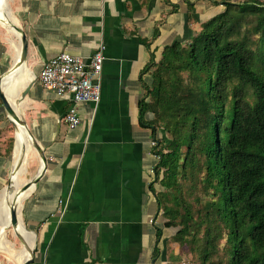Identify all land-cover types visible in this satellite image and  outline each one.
Here are the masks:
<instances>
[{
	"label": "crops",
	"instance_id": "0c3cea01",
	"mask_svg": "<svg viewBox=\"0 0 264 264\" xmlns=\"http://www.w3.org/2000/svg\"><path fill=\"white\" fill-rule=\"evenodd\" d=\"M188 1L194 2L190 10L183 0H6V11L1 0V90L13 100L9 104L45 162L40 175L41 158L37 152L35 158L30 142L25 184L40 177L26 191L5 197L14 195L7 207L0 206V226L11 224L14 214L16 222L8 237L15 245L20 242L27 260L32 250L30 264L176 262L174 234L172 228L163 227L157 205L162 187L154 182L158 159L152 153L153 137L139 124L142 83L150 85L151 75L140 74L151 53L158 61L164 47L187 42L200 23L221 11L212 15L209 10L206 15L208 1ZM17 30L27 42L21 64ZM154 30L158 36L151 40ZM63 51L85 61L95 52L104 57L95 80L100 99L76 106L79 125L74 129L64 121L69 99L45 90L38 80L43 65ZM14 68L28 75L4 80ZM4 114L0 98V125L5 123ZM151 117L145 113V120ZM5 135L1 133L0 139V191L6 188L2 185L8 182L10 168L17 170L15 181L22 164L18 140L11 158ZM156 136L160 138L159 131ZM4 246L0 251L15 257Z\"/></svg>",
	"mask_w": 264,
	"mask_h": 264
},
{
	"label": "trees",
	"instance_id": "16d2710c",
	"mask_svg": "<svg viewBox=\"0 0 264 264\" xmlns=\"http://www.w3.org/2000/svg\"><path fill=\"white\" fill-rule=\"evenodd\" d=\"M206 1L221 11L158 61L150 54L139 124L156 142L157 205L173 242L194 264H264V0Z\"/></svg>",
	"mask_w": 264,
	"mask_h": 264
},
{
	"label": "built area",
	"instance_id": "2783aa9c",
	"mask_svg": "<svg viewBox=\"0 0 264 264\" xmlns=\"http://www.w3.org/2000/svg\"><path fill=\"white\" fill-rule=\"evenodd\" d=\"M103 61L104 57L99 52H95L85 61L63 51L48 60L38 74V80L45 90L69 99L71 106L64 116V121L70 129L79 125L76 106L87 102L97 103L100 99V86L95 80ZM155 144L152 140L151 147Z\"/></svg>",
	"mask_w": 264,
	"mask_h": 264
},
{
	"label": "bare ground",
	"instance_id": "6f19581e",
	"mask_svg": "<svg viewBox=\"0 0 264 264\" xmlns=\"http://www.w3.org/2000/svg\"><path fill=\"white\" fill-rule=\"evenodd\" d=\"M1 2V0H0ZM2 5H3V8L4 10H6V0H2ZM8 8V7H7ZM7 11V10H6ZM10 14V13H9ZM10 17V16H9ZM13 18V17H12ZM19 50V49H18ZM28 75V72L26 71L25 73H22V69H19V68H14L11 72H9L6 77L4 78V80H7L9 78H12V76L14 75L15 77V80L16 78L18 77V75ZM19 80V79H18ZM1 87L2 86V83H1ZM5 94H6V91H5ZM6 96V95H5ZM6 99L8 100V102L12 105L14 104L13 103V100L11 99V97L8 95L6 97ZM17 113V112H16ZM17 115L19 116V114L17 113ZM8 119L9 121L12 123V125L14 126V132H15V135H16V139L14 138V146H13V150H12V157H14L15 154V147L17 146V140L19 142V145H20V156L18 157V159L20 161H22V168L20 167V170H19V174H17V177L15 179V181H13V177L14 175L17 173V170L16 169H12L9 173V176H8V181L10 180V186L7 187L0 191V201H3L0 202V206L1 207H7L12 199L14 198V195H10L8 198L5 199V197H7L9 194L11 193H14L16 192V195L17 194H20V191L22 190L24 184H25V181H26V169L24 168V164H25V160H26V152L27 150L29 149V145H30V139L28 138V135L26 133V129L24 127H22L15 119H13L12 117L8 116ZM15 140H16V143H15ZM30 152V151H29ZM32 153V151H31ZM31 156V155H30ZM42 166V164H40V167ZM29 167V166H28ZM41 169V168H40ZM22 187V188H21ZM29 193V192H28ZM23 194L22 195V199L28 194ZM22 201V200H21ZM31 236H33L34 238V234L32 232H29L27 231ZM5 245H3V244ZM0 245L4 246L5 248H7L9 250V252H12L13 255L15 256V258L19 259L21 261L20 264H24V262L27 260V258L25 257V254L22 252L21 249L18 248V251L15 252L14 249L16 248L15 244L13 243V241H11L2 231V226H0ZM7 246V247H6ZM3 247V248H4ZM32 252V250H31ZM31 255V253H30Z\"/></svg>",
	"mask_w": 264,
	"mask_h": 264
},
{
	"label": "rangeland",
	"instance_id": "374dc122",
	"mask_svg": "<svg viewBox=\"0 0 264 264\" xmlns=\"http://www.w3.org/2000/svg\"><path fill=\"white\" fill-rule=\"evenodd\" d=\"M235 1H240V0H235ZM210 6L211 7H207L206 11L203 9V12L205 11L206 15L210 14L209 10H211V13L213 15L214 13H217V12H219L222 9V8H220V6L219 7L215 6L217 8H215L211 4H210ZM8 116H9L8 113L5 111V114L1 118L2 120L5 121V123L3 125H0V139H1V133H7L8 134V136L5 135L3 142L5 144V148L8 150V153H10L11 149L13 150L12 146H14L15 132H14V126L9 121ZM31 148L33 150V155L35 156V158H37L38 154L36 153V151L34 150V148L32 146H31ZM11 158H12V155H11ZM19 164H20V167L22 168L21 163H19ZM35 166H37V165H35ZM11 170H12V167L10 168V171ZM28 176H29V173L27 175V179H28ZM3 186L4 187L7 186V183L2 185V188H4ZM0 190H1V188H0ZM162 190H163V188H162ZM19 201H21V199H19ZM10 209H11V207H8L6 209V211L10 212ZM12 230H13L12 223L2 226V231L7 237L12 235V233H11ZM25 230L28 231V229L26 227H25ZM172 231H173V234H174L175 230L172 229ZM9 239H11V238H9ZM225 245H226L225 244V239H222L220 241V244H219V250H222L225 247ZM15 246H16V248L14 249L15 252L18 251V248L21 249L20 248V242L18 240H16V245ZM174 246L177 249L176 253L178 255H181V259L180 260H178L176 262L173 261L174 264H176L177 262H178V264H180L181 262H186L188 264H194L192 262V257L190 256V254L186 253V249L185 248H180L178 243H175ZM21 250H23V249H21ZM23 253L25 254L24 250H23ZM220 253L222 254V251H220ZM14 259H15V257L11 258V257L5 255L2 251H0V264H14V261H13Z\"/></svg>",
	"mask_w": 264,
	"mask_h": 264
},
{
	"label": "water",
	"instance_id": "95a60500",
	"mask_svg": "<svg viewBox=\"0 0 264 264\" xmlns=\"http://www.w3.org/2000/svg\"><path fill=\"white\" fill-rule=\"evenodd\" d=\"M17 32L20 34V42H21V54H20V58L18 60V63L21 64L25 59V55H26V51H27V42H26L25 36L22 35V33L19 30H17ZM0 98L2 100L3 107H4L5 111L8 113V115L10 117H12L13 119H15L23 127L22 120L19 118V116H17L16 112L13 110V108L11 107L9 102L7 101L5 94L1 90V78H0ZM26 133H27V131H26ZM27 135H28V138L30 139V142H31L32 146L34 147L35 151L39 154V156L41 158V163H42V167H41V171H40V175H41V172H42V170L44 168V164H45L44 157L41 154V152L39 151V148L35 144L33 138L31 136H29L28 133H27ZM40 175L37 176L36 178H34L33 180L29 181L27 184H25L22 188V191H26L30 186L34 185L37 178L40 177ZM9 186H10V180L7 182V187H9ZM15 222H16L15 216H14V214H12V223L14 224ZM31 255H32V252H31ZM31 255H30V258L24 262V264H30Z\"/></svg>",
	"mask_w": 264,
	"mask_h": 264
}]
</instances>
